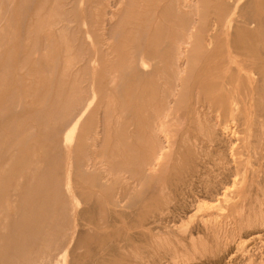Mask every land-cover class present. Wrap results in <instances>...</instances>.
Listing matches in <instances>:
<instances>
[{
  "label": "rangeland",
  "instance_id": "1",
  "mask_svg": "<svg viewBox=\"0 0 264 264\" xmlns=\"http://www.w3.org/2000/svg\"><path fill=\"white\" fill-rule=\"evenodd\" d=\"M183 1L0 0V264L263 262L215 193L238 182L243 214H264V0ZM215 217L233 260L188 257L216 248Z\"/></svg>",
  "mask_w": 264,
  "mask_h": 264
},
{
  "label": "bare ground",
  "instance_id": "2",
  "mask_svg": "<svg viewBox=\"0 0 264 264\" xmlns=\"http://www.w3.org/2000/svg\"><path fill=\"white\" fill-rule=\"evenodd\" d=\"M197 1V0H196ZM177 2V1H176ZM183 3H184V8L185 9H192V8H194V9H196V10H198V4L197 3H195V1L194 0H185V1H183ZM177 4V3H176ZM172 6V5H171ZM182 6V5H181ZM238 7L239 6H236L235 7V9H234V12L231 14V16L229 17V19H228V21H227V28H230V27H232V23H233V21H234V16L236 15V10L238 9ZM184 8H182V9H184ZM253 12V11H252ZM179 14V13H178ZM197 15V14H196ZM237 16V15H236ZM185 18V17H184ZM236 18V17H235ZM239 18V17H238ZM237 18V19H238ZM251 19V18H250ZM186 20V19H185ZM237 21H239V19L237 20ZM243 21V20H242ZM241 21V22H242ZM247 22H248V19H247ZM249 22L251 23V22H253V21H250L249 20ZM195 23V22H194ZM252 24V23H251ZM253 25V24H252ZM192 27V26H191ZM212 28V27H211ZM216 28V27H215ZM192 30V29H191ZM213 30V29H212ZM189 32H190V30H189ZM188 32V33H189ZM210 38V37H209ZM192 41H193V37L192 36H189L188 37V39L186 40V41H180V42H182L181 43V46L179 47L180 49H179V56H181V57H183V55L185 54L184 52H183V45H187V46H189V45H191L192 44ZM209 44H210V42H209ZM179 45V44H178ZM212 45V44H211ZM186 46V47H187ZM177 47V46H176ZM211 47V46H210ZM178 48V47H177ZM136 56V55H135ZM139 59V58H138ZM178 59V58H177ZM185 60V59H184ZM139 62V61H138ZM139 63H141V65H142V69L145 71L146 70V68H147V64L144 62V60L142 59ZM183 63H185V62H183ZM142 70V71H143ZM180 70V69H179ZM126 72V71H125ZM183 72L184 71H181L180 73H179V76H177V77H180V79H181V76L183 75ZM148 73V72H147ZM150 73V72H149ZM184 76V75H183ZM129 77V76H128ZM116 78V77H115ZM176 80V79H175ZM176 82V81H175ZM178 82H179V78H178ZM177 85V84H176ZM115 86V85H114ZM178 86V85H177ZM174 94V93H173ZM174 96H176V95H174ZM236 109V108H235ZM160 112V111H159ZM166 113V112H165ZM158 115V114H157ZM84 114L83 115H81L80 117H78L77 118V120L73 123V127H72V129L68 132V134H67V136H66V144L67 145H70L71 143H73L74 141H75V139H76V136H77V134H78V130H79V127H80V125L82 124V122H83V120H84ZM168 116V115H167ZM178 116V115H177ZM209 116V115H208ZM166 117V116H165ZM169 118H170V116H169ZM213 118V117H212ZM212 118H210V119H212ZM168 119V118H167ZM162 121H163V119H161ZM74 121V120H73ZM199 121V120H198ZM220 121V120H219ZM160 122V121H159ZM206 122V121H205ZM218 122V121H217ZM166 123V122H165ZM165 123H161V124H165ZM216 123V122H215ZM214 123V124H215ZM160 124V123H159ZM201 124V123H200ZM206 124H210V123H206ZM219 124V123H218ZM217 124V125H218ZM155 125V124H154ZM167 125V124H166ZM216 124H215V126H217ZM236 125V124H235ZM200 126H202V125H200ZM214 126V125H213ZM219 126V125H218ZM167 127V126H166ZM203 127H204V125H203ZM226 127V126H225ZM215 128V127H214ZM227 128V127H226ZM225 128V129H226ZM202 129V128H201ZM204 129V128H203ZM209 129H211V132H212V128H209ZM216 129V128H215ZM224 129V128H223ZM205 130L207 131V128H205ZM227 130H229V128H227ZM155 131V130H154ZM166 131H167V129L164 127V126H162V125H160L157 129H156V134H157V136H159V135H161V134H165L166 133ZM204 131V130H203ZM202 132V131H201ZM227 132V131H226ZM167 133H168V131H167ZM167 133H166V136H167ZM206 133V132H205ZM207 133H209V132H207ZM98 134V133H97ZM155 134V133H154ZM203 134V133H202ZM211 134V133H210ZM169 135V134H168ZM213 135L216 137V138H220V137H222V136H224L223 134H220V132H218L217 130L216 131H214V133H213ZM209 136V135H208ZM211 136V135H210ZM226 136V135H225ZM228 136V135H227ZM230 136V135H229ZM233 136V135H232ZM168 137V136H167ZM205 137V136H204ZM164 138H165V136H164ZM163 138V139H164ZM210 138V137H209ZM207 139V138H206ZM211 139H212V137H211ZM210 139V140H211ZM214 139V138H213ZM234 139V138H233ZM209 140V139H208ZM222 140V139H221ZM223 140H225V139H223ZM222 140V141H223ZM226 140H227V137H226ZM235 140V139H234ZM159 141H160V139H159ZM166 141H168V139L166 140ZM213 141V140H212ZM229 141H230V138H229ZM232 141V140H231ZM230 141V142H231ZM236 141V140H235ZM234 141V143H236ZM165 142V141H164ZM209 142V141H208ZM221 142V141H220ZM213 143V142H212ZM217 143V142H216ZM227 143V142H226ZM233 143V142H232ZM167 144V146L165 145V146H163V147H161L160 148V150H159V153H157V155H156V158H155V161H154V164L151 166V169H150V171H152V173L153 172H157V168H159L160 166H161V164H162V162H163V160H164V158L166 157V155H167V153H168V151L170 150V147L168 146V142L166 143ZM170 144V143H169ZM218 144V143H217ZM170 145H172V144H170ZM213 145V144H212ZM153 146V145H152ZM214 146V145H213ZM218 146V145H217ZM195 148H196V146H194ZM222 147V146H221ZM193 148V147H192ZM216 148V147H215ZM172 149V148H171ZM201 149H203V148H201ZM200 149V150H201ZM218 149V148H217ZM222 149V148H221ZM225 149V148H224ZM227 150H228V148H226ZM226 149H225V152H227L226 151ZM230 149H232V148H230ZM230 149H229V151H230ZM234 149V148H233ZM195 150V149H194ZM219 150V149H218ZM199 151V150H198ZM204 151V150H203ZM232 151V150H231ZM231 151L229 152V153H231ZM251 151V150H250ZM197 152V151H196ZM208 152V151H207ZM198 153V152H197ZM201 153H202V151H201ZM200 153V154H201ZM208 154V153H207ZM207 154H206V156L205 157H207ZM204 155V154H203ZM229 155V154H228ZM209 156V155H208ZM262 156V155H261ZM231 158H232V155H231ZM232 160H233V158H232ZM225 161V160H224ZM234 161V160H233ZM219 162V161H218ZM221 163L222 162H220V165H221ZM219 164V163H218ZM223 164H224V162H223ZM227 164V163H226ZM225 164V165H226ZM70 167V166H69ZM217 167V166H216ZM231 167V166H230ZM233 167V166H232ZM88 168V167H87ZM225 169V167L223 166L222 167V169ZM251 169V168H250ZM75 170H77V169H75ZM237 170V169H236ZM227 171V170H226ZM230 171V170H229ZM255 171V170H254ZM253 171V172H254ZM87 172V171H86ZM149 172H147V174H148ZM218 173V172H217ZM225 173V172H224ZM240 173V172H239ZM252 173V172H251ZM205 174V173H204ZM220 174H222V173H220ZM153 175H154V173H153ZM218 175V174H217ZM227 175V174H226ZM232 175V174H231ZM230 175V176H231ZM239 175V174H238ZM254 175V174H253ZM221 176V175H220ZM220 176H217V177H220ZM229 176V175H228ZM228 176H226V177H228ZM216 177V178H217ZM223 177H224V175H223ZM233 177L235 178H233L234 180L233 181H236V177H238V178H240L239 176H234V174H233ZM254 177V176H253ZM207 178V177H206ZM205 178V180H207V179H209V178H207L206 179ZM251 178V177H250ZM218 179V178H217ZM227 179H229V178H227ZM210 180V179H209ZM209 180L207 181V182H209ZM221 180H223V178H221ZM254 180V179H253ZM214 181H215V179H214ZM219 181V180H218ZM217 181V182H218ZM223 181H225L226 182V180H225V178H224V180ZM229 181H230V179H229ZM231 181H232V179H231ZM238 181V180H237ZM256 181H258V180H256ZM104 182V181H103ZM206 182V181H205ZM204 182V183H205ZM206 182V183H207ZM213 182V181H212ZM220 182V181H219ZM222 182V181H221ZM220 182V183H221ZM228 182V181H227ZM248 182V181H247ZM252 182V181H251ZM215 183V182H214ZM224 183V182H223ZM231 183V182H230ZM229 183V184H230ZM234 183V182H233ZM209 184V183H208ZM218 184V183H217ZM222 184V183H221ZM227 184V183H226ZM229 184H228V186H229ZM251 184V183H250ZM254 184V183H253ZM198 185V184H197ZM232 185V184H231ZM258 185V184H257ZM102 186V185H101ZM210 186H212L211 184H210ZM218 186V185H217ZM220 186V185H219ZM227 186V185H226ZM234 187V189H233V187ZM230 188L232 189H230L231 191H229V189H228V187H227V189H228V191H226L227 189H226V187H225V185H224V187H225V191H222V192H220V190L221 189H223V186H221L222 188H220V190H219V192L220 193H215V191H214V189L212 190L210 187H209V185H208V188H210L209 190H212L211 192H213L214 191V193H215V195H216V197H217V201H220L222 204H224V203H226V205H223V206H225V207H227V209H231V211H232V213L233 212H235V213H233V214H236L234 217H235V223H234V227H233V229H232V233H231V235H229V239H231L233 242L234 241H236V237L238 236L237 234L238 233H242L243 231H247L248 232V234L246 235V237L247 238H249L247 241H242V242H240V249H239V251H241L242 249H244L245 250V245H250V244H252V243H254L255 241H257V240H261L263 237H264V214L261 212L260 214H255V215H249V216H245L244 214H243V211H242V206L238 203L239 201H238V199L240 198V191H241V186L239 185V183L238 182H235L234 183V185H232ZM252 186V185H251ZM215 187V186H214ZM252 189V188H251ZM248 190H249V188H248ZM258 190V189H257ZM201 191V190H200ZM217 191V190H216ZM210 191H209V194L211 193ZM196 193V192H195ZM201 193V192H200ZM205 193V192H204ZM214 193H213V195H214ZM244 193V192H243ZM207 195V194H206ZM198 196H199V194H198ZM205 196V195H204ZM212 196V195H211ZM208 197V196H207ZM116 198V197H115ZM144 198V197H143ZM147 198V197H146ZM205 198V197H204ZM203 198V199H204ZM213 198H215L214 196H213ZM246 198V197H245ZM255 198V197H254ZM253 198V199H254ZM196 200H197V198H195ZM202 199V200H203ZM189 200V199H188ZM195 200V201H196ZM199 200V199H198ZM210 200V199H209ZM193 201V200H192ZM205 201V200H204ZM245 201V200H244ZM254 201V200H253ZM185 202H188V201H185ZM198 203H199V201H197ZM206 202H209V201H207L206 200ZM219 202V203H220ZM218 203V202H217ZM107 204V203H106ZM120 204V203H119ZM196 204V203H195ZM202 205H200L199 204V209L197 210L196 209V206H195V209L197 210L196 212H198V211H200L199 212V214L200 213H202V211H205V213L207 214V211H209V210H206V209H208L209 208V206L210 205H206L205 203L203 204V203H201ZM209 204H212V203H210L209 202ZM121 205V204H120ZM129 205V204H128ZM127 205V206H128ZM194 205V204H193ZM215 205H216V203H215ZM218 205V204H217ZM192 206V205H191ZM129 207H131V205L129 206ZM214 207V206H213ZM212 207V208H213ZM216 207V209L217 208H219V207H221V205H218V206H215ZM215 207H214V209H215ZM165 208V207H164ZM184 208V207H183ZM185 209V208H184ZM225 209V208H224ZM169 210V209H168ZM186 210V209H185ZM173 211V210H172ZM222 211V210H221ZM220 211V213H222ZM192 212V211H191ZM164 213H166L165 211H163V212H161V213H157V214H154L153 216H152V219L154 220V222H157V221H160V220H163V217H164ZM187 213V212H186ZM193 213V212H192ZM204 213V212H203ZM202 213V214H203ZM205 213H204V215H205ZM190 214V213H189ZM198 214V213H197ZM225 214H226V212H225ZM168 215V214H167ZM194 215V214H193ZM193 215L191 216V217H193ZM196 215V214H195ZM210 215V214H209ZM216 215V214H215ZM166 216V215H165ZM203 216V215H202ZM201 216V217H202ZM210 216H212V215H210ZM188 217V216H187ZM216 217H218V216H216ZM215 217V218H216ZM133 218V217H132ZM211 218V217H210ZM219 218V217H218ZM230 218H232V216L230 217ZM81 219V218H80ZM173 219V218H172ZM191 219V218H190ZM202 219H204V218H202ZM220 219V218H219ZM151 220V219H150ZM174 220V219H173ZM200 220V219H199ZM191 221H193V220H191ZM190 221V222H191ZM204 221H206V220H204ZM208 221H209V219H208ZM207 221V222H208ZM234 221V220H233ZM194 222V221H193ZM200 222V221H199ZM210 223H211V220L209 221ZM221 221H219L217 218L216 219H213V221H212V223L210 224V226H212V230L214 231V233H215V236L217 237V241H216V243H217V246H216V248L214 249V248H212V249H209V248H206L204 245H202V244H198V243H193L192 244V246H193V249L191 250V251H189V252H187V256L188 257H197V256H204V257H210V258H214L215 260H216V263L219 261V263H222V261H223V259H227V258H230V261H231V259L232 258H234V254L235 253H237V252H234V254H233V256H231V254L229 253V257L228 256H225V258H224V256H223V254L221 253L222 252V250L225 248L224 247V239H222V237H223V235L221 234V232H222V229L223 228H221L222 226H221V223H220ZM228 222H230V221H228ZM202 223V222H201ZM205 223V222H204ZM204 223H203V225H204ZM81 224V223H80ZM176 224V223H175ZM162 225H163V223H162ZM174 225V224H173ZM192 225V224H191ZM208 225V224H207ZM207 225H206V227H207ZM224 225V224H223ZM181 227V226H180ZM205 227V226H204ZM231 227V226H230ZM172 228H174V227H172ZM185 228V227H184ZM189 228V227H188ZM211 228V227H210ZM181 229V228H180ZM231 230V229H230ZM78 231H80V230H78ZM182 231H184V229L182 230ZM186 231H187V229H186ZM224 231V230H223ZM80 232H84V231H80ZM183 233V232H182ZM185 233V232H184ZM244 234V233H243ZM185 235V234H184ZM186 235H187V233H186ZM194 235H195V233H194ZM227 235V234H226ZM111 236V235H110ZM213 236V235H212ZM158 239H161V238H159V237H157ZM201 238H202V236H201ZM243 238H245V237H243ZM164 239V238H163ZM227 240H228V238H226ZM200 240V239H199ZM216 240V239H215ZM159 242H158V247L160 248V247H164V245H167V243L165 242V240H158ZM192 242H194L193 240H191ZM238 241V240H237ZM262 241V240H261ZM264 241V240H263ZM100 242V241H99ZM190 242V241H189ZM215 242V241H214ZM239 242H238V244H239ZM245 242H246V244H245ZM226 243V242H225ZM237 243V242H236ZM234 244V243H233ZM263 244H264V242H263ZM99 245V244H98ZM157 246V245H156ZM230 246H231V244H230ZM259 246V245H258ZM238 247V246H237ZM109 248H111V246L109 247ZM113 248V247H112ZM186 248V247H185ZM191 248V247H190ZM227 248V247H226ZM231 248V247H230ZM234 248H236V247H234ZM250 249V248H249ZM264 250V249H263ZM238 251V250H237ZM261 251V250H260ZM65 252V251H64ZM168 252V251H167ZM233 253V252H232ZM256 253V252H255ZM239 254V253H238ZM244 254H246L247 255V253H245L244 252ZM243 255V254H242ZM254 255H256V254H254ZM64 256H65V254H64ZM96 257V256H95ZM243 257H245V255L243 256ZM241 258V257H240ZM175 259H176V257H175ZM252 259V258H251ZM147 260V259H146ZM160 260V259H159ZM233 260V259H232ZM228 261H229V259H228ZM239 261V260H238ZM241 261V260H240ZM239 261V262H240ZM261 261H263L262 263H264V257L261 259ZM60 262H62V261H60ZM65 262V261H64ZM143 262V261H142ZM227 262V261H226ZM174 263V262H173ZM228 263V262H227ZM237 263V262H236ZM248 263V262H247ZM254 262H253V260H250V263H248V264H253ZM259 263V262H258ZM257 263V264H258ZM262 263H260V264H262ZM213 264V263H212ZM231 264V263H230Z\"/></svg>",
  "mask_w": 264,
  "mask_h": 264
}]
</instances>
